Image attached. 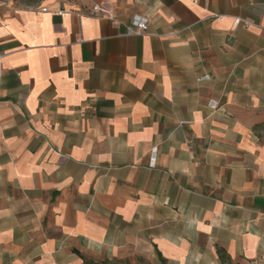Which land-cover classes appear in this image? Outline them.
<instances>
[{
  "label": "crops",
  "instance_id": "crops-1",
  "mask_svg": "<svg viewBox=\"0 0 264 264\" xmlns=\"http://www.w3.org/2000/svg\"><path fill=\"white\" fill-rule=\"evenodd\" d=\"M0 53V264H264V0L9 2Z\"/></svg>",
  "mask_w": 264,
  "mask_h": 264
},
{
  "label": "built area",
  "instance_id": "built-area-1",
  "mask_svg": "<svg viewBox=\"0 0 264 264\" xmlns=\"http://www.w3.org/2000/svg\"><path fill=\"white\" fill-rule=\"evenodd\" d=\"M198 1V0H196ZM3 6H9V0H0V7ZM94 9L96 11H105L104 8H101L99 6H95ZM43 10H47V8H43ZM235 22L237 24H241L244 27H248L250 25L253 24V21L247 18H236ZM149 24H150V19L148 16L144 15V14H135L132 17L131 20V24L126 26V30L124 32V35L126 36H133V35H143L146 34L148 32L149 29ZM4 55L2 53H0V64L2 63V59H3ZM210 76L209 75H205L201 78H199V80H204V79H208ZM211 106H215L214 103L211 102Z\"/></svg>",
  "mask_w": 264,
  "mask_h": 264
},
{
  "label": "rangeland",
  "instance_id": "rangeland-1",
  "mask_svg": "<svg viewBox=\"0 0 264 264\" xmlns=\"http://www.w3.org/2000/svg\"><path fill=\"white\" fill-rule=\"evenodd\" d=\"M46 0H9L14 5L17 6H35V5H41ZM136 264H146L143 260H137Z\"/></svg>",
  "mask_w": 264,
  "mask_h": 264
},
{
  "label": "trees",
  "instance_id": "trees-1",
  "mask_svg": "<svg viewBox=\"0 0 264 264\" xmlns=\"http://www.w3.org/2000/svg\"><path fill=\"white\" fill-rule=\"evenodd\" d=\"M219 254L224 259L223 252H219Z\"/></svg>",
  "mask_w": 264,
  "mask_h": 264
}]
</instances>
